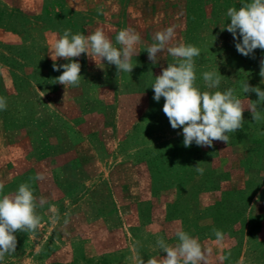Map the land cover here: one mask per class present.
<instances>
[{
	"label": "rangeland",
	"instance_id": "1",
	"mask_svg": "<svg viewBox=\"0 0 264 264\" xmlns=\"http://www.w3.org/2000/svg\"><path fill=\"white\" fill-rule=\"evenodd\" d=\"M217 1L0 0V97L7 99L0 182L9 195L30 183L37 201H46L37 209L42 226L17 231L16 251L3 264H162L167 254L157 240L174 246L178 228L212 249L208 264H264V122L246 110L228 144L184 147L182 128L171 127L164 98L156 102L151 88L172 58L165 51L153 65L143 50L155 32L175 26L173 43L201 49V91L205 71H219L220 91L239 90L246 79L264 90V50L245 57L222 30L228 8L244 0ZM98 28L113 43L120 30L135 29L137 66L117 75L115 65L81 54L72 58L81 83L65 88L55 81L63 68L52 67L56 40L65 29L87 35ZM37 173L45 178L29 179ZM214 228L224 232L222 242Z\"/></svg>",
	"mask_w": 264,
	"mask_h": 264
},
{
	"label": "clouds",
	"instance_id": "2",
	"mask_svg": "<svg viewBox=\"0 0 264 264\" xmlns=\"http://www.w3.org/2000/svg\"><path fill=\"white\" fill-rule=\"evenodd\" d=\"M230 23L225 28L232 34L237 52L245 57L254 56L256 49L264 50V0H244L239 8L230 7L227 10ZM176 38L175 26H169L155 32L153 42L143 50L153 65L159 61V56L165 51L172 58L160 75L154 78L151 88L154 90L153 99L159 102L164 98L163 112L167 116L173 129L182 128L183 145L190 147L193 143L200 147H212L214 141L228 144V133L237 132L244 127V112L247 110L256 123L264 122V90L259 86H251L247 79L241 80L239 90L229 87L217 90L222 83L219 71H205L203 83L206 91L197 86L195 58L201 55V49L184 43H173ZM140 34L133 28L120 30L115 36V43L102 30L96 29L90 34H73L71 29H65L53 48V70L63 72L55 81L68 86L79 87L82 76L81 64L72 58L87 54L97 63L106 60L115 65L117 75L131 73L136 63L133 57L141 52L137 45L141 44ZM116 45H119L117 47ZM57 58L71 62L63 65L55 63ZM259 75L264 78V59L260 62ZM241 93H255L258 97L252 101ZM7 110V99L0 97V111ZM196 171L203 174L204 169L197 166ZM45 177L42 173L30 177V180L40 181ZM5 185L0 182V264L6 256L16 251L17 231L35 233L42 226V217L37 209L46 202L43 198L37 201L30 183H21L12 194H4ZM59 219L54 215L52 223ZM67 223V220H65ZM217 242L225 239L222 230L213 229ZM177 243L168 245L163 238L157 240L160 250L167 255L162 264H208L211 248H205L197 238L188 232L177 229L175 231ZM230 253L221 257L228 259ZM147 264H157L149 259Z\"/></svg>",
	"mask_w": 264,
	"mask_h": 264
},
{
	"label": "trees",
	"instance_id": "3",
	"mask_svg": "<svg viewBox=\"0 0 264 264\" xmlns=\"http://www.w3.org/2000/svg\"><path fill=\"white\" fill-rule=\"evenodd\" d=\"M215 1V4L217 5V2H219V1H217V0H213V2ZM225 1V0H224ZM215 4L213 5V7L215 6ZM226 29V28H225Z\"/></svg>",
	"mask_w": 264,
	"mask_h": 264
}]
</instances>
